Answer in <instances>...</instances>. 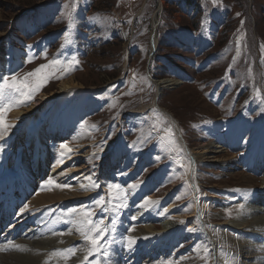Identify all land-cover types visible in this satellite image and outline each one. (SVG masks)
<instances>
[{"label":"rangeland","instance_id":"rangeland-1","mask_svg":"<svg viewBox=\"0 0 264 264\" xmlns=\"http://www.w3.org/2000/svg\"><path fill=\"white\" fill-rule=\"evenodd\" d=\"M162 1L158 47L150 61L152 21L161 0H0V50L7 52L4 56L8 61L13 59L14 50L23 52L18 67L2 74L0 82L4 76H23L42 64L61 62L60 70H52L55 75L33 93L32 100L6 113L11 127L0 139L4 152L0 153V180L9 168L11 175L17 171L21 177L30 174L29 164L28 168L20 163L17 167L8 164L9 153L18 160L21 146L14 147L12 141L25 127L13 122V112L29 108L42 96L58 91L63 81H72L75 87L52 103L53 121H74L80 132L75 139L64 136L62 145L68 144L72 151L82 145L75 154V173L82 178L91 176L100 187L84 197L87 202L81 198L86 193L82 187L76 198L57 202L59 207L73 202L75 206L70 208L92 209L96 213L94 220H103L109 231L115 229L110 232L113 239L122 237L120 229L116 232L120 225L126 227L124 232L128 230L127 236L144 232L142 228L152 224L154 232L162 230L168 217H156L167 206H159L156 212L153 206L146 207V213L136 212L146 198L162 203L161 199L168 197L166 204L173 201L177 210H167V214L183 222L182 232L164 239L148 241L145 237L150 233L144 232L141 238L145 240L136 242L132 249L127 247L126 238L112 241L111 260L114 252L120 254L121 264H133V249L142 248L146 254L136 264H206L205 250L209 254L207 264H264V224L259 222L250 231L244 228L245 232L234 226L242 211L264 196V166L255 163L264 152V0H218L216 4L212 0ZM164 79L180 83L164 88L157 97L154 81ZM162 111L172 115L174 124ZM29 121L28 130L35 124L34 119ZM169 127L176 143L167 135ZM114 141L125 151L123 159L116 163L112 154L105 151L106 142ZM211 142L226 144L225 150L210 155L212 159L224 160L192 162L188 147L202 151L200 146ZM19 158H24L23 153ZM64 170L65 167L58 173L64 175ZM133 172L135 181L131 185L143 184L159 173L156 190H150L142 199L143 189L135 188L130 193V184L121 180ZM45 177L47 182L49 177ZM63 179L70 186L84 183L72 174ZM8 184L12 182L9 180ZM113 184L120 185V189L110 190ZM45 189L49 192L52 187L47 184ZM14 192L22 191L15 188ZM37 192L35 189L33 196ZM101 196L107 201L103 208L94 203ZM249 196L256 200L250 201ZM121 202L127 206L116 212ZM5 207L8 211L9 202ZM261 207L264 209V204ZM1 208L2 204L0 213ZM23 211L24 208L20 215ZM135 213H139V218ZM51 216L52 213L47 215L48 219ZM119 216L130 223L119 225ZM251 216L244 217L246 223ZM149 217L158 220L146 224L144 219ZM11 220L7 225H12ZM62 220L71 227L74 224L66 213ZM226 220L227 225L221 224ZM45 225L48 229L42 237L60 233L57 239L70 243L64 234L71 227L58 231L54 223ZM257 231L262 234L258 238L254 236ZM6 232V228L0 230V244L7 241ZM107 235L105 240L109 241ZM244 242L253 243L258 249L244 254ZM85 245L88 246L86 241ZM248 254L255 257L248 258Z\"/></svg>","mask_w":264,"mask_h":264},{"label":"bare ground","instance_id":"bare-ground-1","mask_svg":"<svg viewBox=\"0 0 264 264\" xmlns=\"http://www.w3.org/2000/svg\"><path fill=\"white\" fill-rule=\"evenodd\" d=\"M163 8H164V2L161 0L158 11L153 16L150 50H154V49H156V47H158V36H157V34H158V30L160 28V23H161L160 17H161ZM6 53H7L6 51L0 50V76H2V74H5V72H10V71L14 70L16 67H18L19 63L21 62L20 60H21V57L23 54V52L21 50L20 51L14 50L12 52L13 59L8 61V59H6V57L4 56V55H6ZM154 83L156 84V89L158 91L157 97H159L164 88H167L169 85H176L180 82L176 81L174 79H171V80L170 79H164V80H156V81H154ZM74 87L75 86H74V84H72V81H70V82L69 81H63L59 85L58 91L52 92L49 95L42 96V98H40V100L37 99V102H35L31 107L15 110L12 114L13 115V122L17 123V124H22L25 127H23L24 129H21L16 134V139H14V141H12V144L14 145V147H16V145L18 147L21 146V147H19V150H18L19 151L18 160L17 161L13 160L12 155H9L10 154L9 153L7 155L9 157V158H7L8 164H12V165L15 164L14 166L17 167L18 164L20 163L21 165L25 166L24 168H28V166L30 165V169H29L30 174H26V175L39 177L38 179H40L42 177V180L38 181L39 185L38 184L32 185L33 184L31 182L32 178L25 180L24 178H22L20 176V173L18 171L15 175H13V174L11 175V172H12L11 169L12 168H9V172H8L9 174L7 173L1 179L2 181H0V196H3L6 200H8V202H9L8 212L11 211V213H7V217L12 218L13 221L15 220V216H16V214H18V211L20 212L23 208H24V211H23V214L19 216L20 219L25 218L28 215H32V213H28V211H34L35 213L33 215H35V214H38V215L42 214V215L37 216L38 217L37 220H39V222L37 220H34V221L26 220V221H24V225H20V227L13 230V232L11 234L9 233V235H10L9 240L6 243L0 244V249L7 248L6 251H0V264H79V262L81 260H83L84 256L86 255L85 249L88 246L85 245V241L83 240L82 237H80L81 234L77 230V225L73 224V226L71 227V224L67 225L62 220L63 215L65 213L67 215V209H69L72 205L75 206V203L71 202L70 204H68L67 206H64V207L63 206L59 207V204H57V202H59L62 199H64L66 202H69V200L76 198L75 195L78 194L80 191H82V185H79V186L74 185V186H71L69 188H57V187L51 185L52 189H50L49 192L46 191V189H45L47 186V182H46L47 177H45V176L48 175L49 180H54L56 182V184H65V179H63V178H66L67 175H71V174L73 177H75V179L81 178V180H83L82 182H84L83 185L87 186L86 188H84L86 193L84 196L81 197L82 199L86 195H89V193L90 194L93 193L92 191H93V189H95L91 186V184L87 178H85V177L82 178L81 177L82 175L79 176L77 173H75L76 172L75 170H77L74 166L76 164L75 159L78 157V155L76 156L75 154H77V152H80L79 149L82 148V145L77 146L78 151H71L70 153H67L64 156L61 155V153L65 152V149H63L61 147L62 143L66 141V138L64 136L67 137V135H70V137H73L72 139H75L77 136V133L80 132L78 130L76 131L74 121L73 120L68 121L66 119H64L65 121H63V119H59V121H57V122L53 121L54 111H53L52 103H54L62 94L69 92ZM40 105H42V106H40ZM37 106L38 107L40 106V107L37 108ZM161 113L171 123L174 124L175 120L172 118V115L169 112L162 111ZM31 119L35 120V124H34V127L32 129L28 130L26 128L28 127V125L30 123L29 120H31ZM3 137L4 136L0 137V139ZM15 140H16V142H15ZM2 141L5 142V140H2ZM106 143L107 144L105 145V151H107L109 154H112V158L114 160L113 161L114 163L118 162L120 159H123L122 156L125 155V151L120 149V147L118 145V141H114V142H110V143L106 142ZM54 144L56 145L55 147H53ZM225 145L226 144L220 145L219 143L215 144V143L211 142L210 144L200 146L202 151L199 150V148H196L197 150L196 149H189L188 153H189V156L191 157L192 162H198L199 163V162H201V160H203V161L207 160V162L222 161L224 159H222V158L212 159V156H210V155H211V153L225 150ZM77 147H74V148H77ZM215 148H218V149L216 150ZM72 149H73V147H72ZM1 152H3V151H1V148H0V153ZM21 153H23V156H24V158H22V159L19 158ZM3 155H2V158H3ZM5 157H6V155H5ZM2 160L3 159H1L0 161L2 162ZM61 160H63V163H61ZM1 162H0V165L2 164ZM110 163L113 164L112 162H110ZM255 163L259 164L260 167L264 166V152L261 153L260 159L256 160ZM51 167H52V171L49 170ZM64 167L66 168V170H64L65 171L64 175L59 174L58 171L60 169H63ZM24 168H23V170H24ZM32 171H33V173H32ZM191 175L193 177L195 175V173L193 172V174H191ZM68 178H69V176H68ZM263 179H264V177H263ZM9 180L12 182L11 185L8 184ZM43 180H44V183L42 184ZM121 181L124 182V184L126 182L129 184H130V182H134L135 181L134 172L131 173L126 180L123 181V179H122ZM104 183H106V181ZM159 183H160V175H159V173H156V175L154 173V176L152 178H150L149 180H147L146 182H144L143 184H141V183L137 184L138 186L136 188L143 189L142 194H141V199H142V197H144L145 194L149 193L150 190H151V192L156 190ZM134 184H136V182ZM41 185H42V187H41ZM104 186H105V184H104ZM15 187H19V190H21L22 192L15 194L13 192ZM262 188H264V180H263ZM35 189L38 190L37 194H39L38 196L36 194V197L33 196V191ZM43 189H45V190L43 192H41ZM128 189L130 190V193H132L133 190H135V189L131 188V184L128 185ZM4 190H6V191H4ZM263 191H264V189H263ZM30 197H32V198H30ZM247 198L250 201L256 200L253 196H249ZM168 199H169L168 197H166L163 200L161 199L162 203L156 200L160 204L156 203V204H154L155 206L152 205L154 208L151 207L152 210L154 212H156L159 209V206H161V205H162L161 207L167 206V209L161 210V213H158V215H157L158 217H156V218H162V217L167 218L168 217V220L165 221L164 223H162V221L159 220L160 223H162V230H159V232H154L155 229H151V228H154L153 224L149 225L148 227H147V225H145L147 228H142V230L145 233H147V232L150 233L149 236L145 237V239H147L148 241H152L155 239H164L166 237L172 236L173 234H176L178 232L183 231V227H182L183 225L181 224L183 222L178 221V220H174V219L170 218V214H167L168 213L167 210L172 209V211H174V212H175V210H177L176 207L174 208V205H173L174 203L172 204L173 201L170 202V204H168L169 203ZM203 199H205V197H203ZM260 199H262V201L259 202L260 206H257V204L259 205V203L255 202L254 205H251L247 209H244V211H242L244 216L242 215V217L240 218V221H238L234 225L235 228H237L238 230H244V232H245L244 228H246L247 231H250L248 229L252 228V226H258L259 222H260V224H264V209H263V207H261V205L263 206V204H264V196L261 197ZM24 200L26 201V203L23 207L13 209L16 204H18L19 202L24 201ZM145 200H143V199L141 200L140 206H142V209H140V206H138L136 212H139V213L141 212L140 214H142V213H146L148 211V210H146V207H144V201ZM85 201L87 202L88 200L85 199ZM166 202H168V203L166 204ZM30 203L32 204V207L29 206ZM49 203H53V204H49ZM51 206H52V208H51ZM92 206H94V205H92ZM47 208H50V210L47 211L46 210ZM54 208H55V210H53ZM3 209H5V205H3ZM60 209H62V210L59 212ZM51 213H52V216L50 217V219H48V217ZM139 213H135L136 217H138V218H139V215H138ZM1 214L3 217V211ZM258 214H260V215H258ZM47 215H48V217H47ZM249 215L250 216L252 215V216L249 217V223H246L245 222L246 220L244 219V217L249 216ZM255 215H258V216H255ZM172 217H174V216H172ZM52 218L54 221H52ZM119 218L121 220L116 218L117 223L119 225L121 223L127 224V222H124V220L122 221V218L120 216H119ZM154 218L149 217L147 220L144 219V221H145V223L146 222L149 223L150 221L155 222L158 220V219H154ZM50 222L52 224L54 223V227L56 229H59L58 231H65V230L69 229V227H71L67 231V233L64 234L65 239H68V241H70V243H67L68 245H66L64 242H62V239L61 240L57 239L58 238L57 235L60 233L54 234V237H42L44 232L48 229L47 227H45L46 226L45 224H48ZM228 223H229V221H227V220L221 222V224H223V225H227ZM241 226H247V227H241ZM125 228L126 227L124 225H120L116 229V232L119 231V229H120L121 233H122V237L117 236L114 239L110 235V232H112L110 230L107 233L108 234L107 235L108 240L113 241V242L122 241L123 238H126L127 232H128V230L126 232H124ZM7 230L8 229H6V231ZM16 230H18V231H16ZM144 232H138L137 231L136 233H134V235H131V236L137 237L136 242H141L142 240H145V239L141 238V237H144V236H141V235H143ZM189 234H191V233H187L186 235H189ZM192 234L194 235L196 233H192ZM262 234H264V233H262ZM262 234L260 233V231L254 232V236L257 235V238L260 237ZM7 235H8V233H7ZM35 238H36V240H35ZM105 238H106V236H105ZM32 239H34V241H32ZM78 241H80L79 244L77 243ZM9 242H12V245H19V247L11 246L9 244ZM249 243L250 242L242 243L243 248L241 249V251L244 254L247 253L246 251L250 252L251 250H254L256 247V246H254L253 243L251 245ZM77 246L79 247V250L75 253V255H73V258H69V259L65 260L63 258V256H52V253L57 251L58 249H68V248H73V247L77 248ZM257 247H256V249H258ZM113 248L118 249L116 246H114ZM260 249H263V248H260ZM111 250H113V249L110 248L109 251H111ZM113 253L111 254V256L113 257L114 260H111L112 258H110V257L102 258V259H106L108 261V264H118V263L121 264L119 262V260H120L119 258H121V257H119L120 254H113ZM144 254H146V253H144L142 248L133 249V252L131 253V257L134 258V260H132V262H134L133 264L140 262V260L142 259ZM128 255L130 256V253H128ZM250 255L252 257H250ZM247 257L248 258H254L255 256L253 257V254H248ZM49 259H51L50 263L47 262V260H49ZM127 259L131 260L130 257ZM127 259L124 260L126 263L128 261ZM218 261H220V260L218 259Z\"/></svg>","mask_w":264,"mask_h":264},{"label":"snow or ice","instance_id":"snow-or-ice-1","mask_svg":"<svg viewBox=\"0 0 264 264\" xmlns=\"http://www.w3.org/2000/svg\"><path fill=\"white\" fill-rule=\"evenodd\" d=\"M218 0H212L213 4H216ZM67 7V5H66ZM70 16V13H66ZM61 62L57 60H53L48 64H42L39 68H36L34 71L29 72L23 76H4L2 78V82H0V137L5 135L8 129L11 127L6 120V113L10 112L14 106H19L23 104L25 101H30L33 99V93L39 91L40 87L46 83L52 76L55 75V70H60ZM68 70H71L69 67ZM94 127V126H93ZM167 135L170 138L172 143H176L175 141V133L172 128L167 129ZM62 148L65 149V152L61 153L64 156L67 153H70L72 149L68 144L62 145ZM159 159V157H157ZM63 163V160H61ZM91 186L93 188L100 187L95 181L92 180V177H87ZM48 185H53L57 188H69L71 187L69 184H56L54 180L47 181ZM138 185L133 184L131 188L135 189ZM83 188L87 186L82 185ZM110 190L120 189V185L113 184L109 186ZM123 193V190H121ZM126 199V195L123 196ZM94 203L103 208L107 203L105 198L101 196L99 199L95 200ZM157 201L148 198L144 201V207H151L156 204ZM127 205L121 202L116 208L115 211L119 212L120 209L126 207ZM243 208V205L240 206ZM67 215L70 218V222H73L77 225V230L80 232L84 241L87 242L88 247L85 249L86 255L83 260L79 262V264H108L106 259L110 256L109 249L111 248L112 241H106L105 236L109 232V229L104 225L103 220L96 221L93 217L96 213L86 207L81 208H69L67 210ZM135 219V217H133ZM195 229H193L194 231ZM111 231H115V229H111ZM127 247L132 249L133 245L136 243L137 237L135 236H127ZM11 246L19 247V245H12V242H9ZM107 245V246H106ZM7 248L0 249V251H6ZM77 249L75 247L68 249H58L57 251L52 253V256H63L65 260L71 258V256L75 255ZM205 262L207 264L208 260V252L205 250ZM89 257H95L94 259H89ZM168 264H172V262H168Z\"/></svg>","mask_w":264,"mask_h":264},{"label":"water","instance_id":"water-1","mask_svg":"<svg viewBox=\"0 0 264 264\" xmlns=\"http://www.w3.org/2000/svg\"><path fill=\"white\" fill-rule=\"evenodd\" d=\"M156 50H157V47H156V49L151 50L150 58H149L150 61L153 59V56H154ZM176 129L179 130L178 125H176ZM179 131H180V130H179ZM177 132H178V131H177ZM187 147H188V146H187ZM188 150H189V147H188ZM194 166H195V163L193 164V167H194Z\"/></svg>","mask_w":264,"mask_h":264}]
</instances>
